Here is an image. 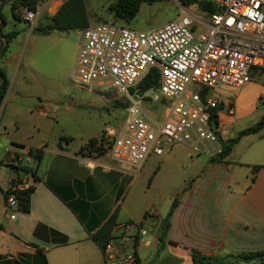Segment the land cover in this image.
<instances>
[{
  "label": "crops",
  "instance_id": "0c3cea01",
  "mask_svg": "<svg viewBox=\"0 0 264 264\" xmlns=\"http://www.w3.org/2000/svg\"><path fill=\"white\" fill-rule=\"evenodd\" d=\"M64 1L40 3L34 27L23 17L14 19L9 2L1 8L2 16L6 7L13 24L22 27L12 25L13 31L9 33H5V26L1 29L3 35H18L0 60V70L8 67L15 75L0 104V264H106L103 252L90 237L113 214L116 225L110 242L121 253L127 246L117 232L119 226L135 224L145 231L144 236L137 238V264H178L181 262L178 258L183 264H193L194 253L223 257L264 251V131L241 138L221 162H212L217 157V144L202 143L198 153L188 145H176L161 157L150 155L138 170L114 162L108 150L99 157L78 155L90 139L101 137L106 124L102 125L100 134L84 141L80 135L71 134L59 136L51 145L34 144L31 135L39 132L40 119L49 115L38 94L27 95L25 90L15 87L19 75L16 68L20 69L23 63L17 50L22 48L21 38L34 34L36 27L49 24L47 18L54 16ZM21 10H17V15ZM69 33L79 36V31ZM66 34L37 35L45 37L48 49L57 50L60 56L68 37L57 35ZM13 47H16L14 52ZM20 81H27L26 74ZM262 81L264 78L225 94L216 113L215 132L220 145L262 117ZM156 105L159 104H151L150 111L142 105L146 116L153 120L164 113L159 105L163 112L156 116ZM74 107L73 102L67 103L62 110L55 109L54 115L58 114V121H67L68 115H78ZM22 116L32 125V132L26 137L19 136L18 121ZM59 138L71 141L59 142ZM179 148L189 152L183 155L172 151ZM29 150H42V159L36 162L27 155ZM23 167L35 173V178L31 172L27 178L29 186L34 188L30 213L14 211L11 220L4 209V193L11 183L23 178ZM174 202L176 207L169 217V227L161 239L164 221Z\"/></svg>",
  "mask_w": 264,
  "mask_h": 264
},
{
  "label": "built area",
  "instance_id": "2783aa9c",
  "mask_svg": "<svg viewBox=\"0 0 264 264\" xmlns=\"http://www.w3.org/2000/svg\"><path fill=\"white\" fill-rule=\"evenodd\" d=\"M197 1L211 3L215 11L178 4L176 18L157 28L136 31L102 22L79 31L71 80L81 87L110 86L129 104L123 128L105 129L104 147L114 162L138 170L150 155L161 157L176 145L198 153L202 143L217 144L220 154L212 110L225 94L264 78V0ZM38 16L28 10L22 15L31 27ZM152 70L157 88L132 95ZM143 102L161 105L163 115L148 118ZM21 175L4 199L11 220L18 210L16 192L30 187L29 172ZM117 232L127 248L121 253L108 243L106 264H137V238L145 231L124 224Z\"/></svg>",
  "mask_w": 264,
  "mask_h": 264
},
{
  "label": "rangeland",
  "instance_id": "374dc122",
  "mask_svg": "<svg viewBox=\"0 0 264 264\" xmlns=\"http://www.w3.org/2000/svg\"><path fill=\"white\" fill-rule=\"evenodd\" d=\"M85 1L89 24L91 25L106 22L126 26L136 31L148 30L163 26L178 15L179 3L177 0H167L166 2L151 6L143 4L136 18L129 25H124L116 21L113 12L109 10V7L115 4L117 0ZM23 11L18 12L20 18H22ZM3 16L6 21L4 27L5 33L13 31L12 25L22 27L15 22L13 24V19L6 7ZM40 21H42V18ZM57 36H62V38L68 37L60 56H58L57 50L48 49V44L44 42L45 37L35 33L24 35L23 39L21 38V41H23L22 48L17 50L20 52V60L23 58V63L20 69L16 68L17 71L19 70V75L17 76L15 87L19 91L25 90L27 95L38 94L40 101L43 102V106L47 107L45 109L49 115L46 119H40L41 127L39 128V132L31 135L34 144L42 145L44 143L45 145H51L55 143L59 136L71 134L80 135L84 141L86 137L93 138L97 134H100V129L105 124L107 126H105L102 132L103 136L105 135L106 128L113 129L115 133H118L123 128L126 118V109L129 105L127 100L122 99L117 91L110 86H76L71 80V72L78 51L77 43L79 36L77 33H67L66 35ZM11 49L14 52L16 47ZM1 70L9 87L14 82L15 75L11 74L12 72L8 67H4ZM24 74H26L27 81L21 83L20 79ZM261 84H264V81ZM139 92L138 87H136L132 95ZM70 102L75 104L74 109L78 112V115L76 117L68 115L67 121H58V114L54 115V110L58 108L62 110ZM142 105L145 110L150 111L151 104L142 103ZM123 106H126V108H123ZM156 108L157 116L163 112V108L159 105H156ZM18 122L21 126L19 136H28L32 132V125H29L27 118L22 116ZM248 125L251 126L253 124ZM80 128H83V130ZM172 151L180 152L183 155L189 152L186 148L173 149ZM182 177L181 175L179 184L182 181ZM147 178L143 177V179ZM178 259L181 261L178 264H183L181 258Z\"/></svg>",
  "mask_w": 264,
  "mask_h": 264
},
{
  "label": "trees",
  "instance_id": "16d2710c",
  "mask_svg": "<svg viewBox=\"0 0 264 264\" xmlns=\"http://www.w3.org/2000/svg\"><path fill=\"white\" fill-rule=\"evenodd\" d=\"M10 3V10L12 17L15 20H20L17 15L18 9H26L28 11L36 12L37 7L40 3L46 2L48 0H0V38L2 39V47L0 49V60L3 59L8 52L9 43L16 38L18 33H11L3 35L1 29L5 26V20L1 14V8L4 3ZM167 0H117V2L109 7V10L113 12L115 20L121 22L124 25H129L137 16L140 7L145 5H153L158 3L166 2ZM182 6H196L198 8L205 9L208 13H213L215 11L214 7L209 2H202L197 0H177ZM49 24L44 26H39L33 30V32L46 36L51 33H69L75 31H81L89 27V21L86 12L85 0H66L63 2L59 10L51 18H47ZM105 23V22H104ZM158 85V73L155 70L150 71V73L138 84V89L140 92L145 93L151 89H156ZM8 87V83L3 72L0 70V104L4 98ZM126 108V106H123ZM220 110V107L212 110L211 119H215L217 122L216 113ZM264 131V112L260 120L253 126L246 128L237 133V135L228 140L227 142H221L222 150L220 154L217 155L212 162H221L223 159L229 155L232 147L239 142V140L245 136L258 134ZM217 137L218 134L215 132ZM218 140L220 138L218 137ZM69 138H59V142H70ZM105 140L103 134L99 139H90L84 146H82L78 152V155L87 158L103 156L107 153V149L104 147ZM20 149H24L23 146L16 145ZM27 155L32 157L36 162L42 159V150H29ZM19 170L18 167L15 168ZM258 167L255 168L257 170ZM22 171L31 172L35 178V173L29 168L23 167ZM13 183H11V186ZM10 190L4 193V199L9 194ZM34 191L33 187H29L26 190L18 191L15 194V198L18 204V210L23 214L30 213V198ZM176 207V202L172 204L170 213L166 217L163 225V230L161 233V239L165 237L167 229L169 227V217L171 216L173 210ZM116 225V215L113 214L105 224L94 233L90 239L94 242L102 252L106 245L112 239V231ZM193 264H264V251L250 254H242L237 256H223V257H204L197 253L192 255Z\"/></svg>",
  "mask_w": 264,
  "mask_h": 264
},
{
  "label": "water",
  "instance_id": "95a60500",
  "mask_svg": "<svg viewBox=\"0 0 264 264\" xmlns=\"http://www.w3.org/2000/svg\"><path fill=\"white\" fill-rule=\"evenodd\" d=\"M212 127L214 131H217V123L215 119L212 120Z\"/></svg>",
  "mask_w": 264,
  "mask_h": 264
}]
</instances>
